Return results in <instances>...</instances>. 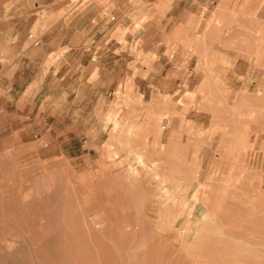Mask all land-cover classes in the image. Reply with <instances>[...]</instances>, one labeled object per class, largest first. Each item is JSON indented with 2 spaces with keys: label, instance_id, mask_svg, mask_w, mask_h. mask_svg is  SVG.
I'll return each instance as SVG.
<instances>
[{
  "label": "rangeland",
  "instance_id": "374dc122",
  "mask_svg": "<svg viewBox=\"0 0 264 264\" xmlns=\"http://www.w3.org/2000/svg\"><path fill=\"white\" fill-rule=\"evenodd\" d=\"M263 203L264 0H0V264H264Z\"/></svg>",
  "mask_w": 264,
  "mask_h": 264
},
{
  "label": "bare ground",
  "instance_id": "6f19581e",
  "mask_svg": "<svg viewBox=\"0 0 264 264\" xmlns=\"http://www.w3.org/2000/svg\"><path fill=\"white\" fill-rule=\"evenodd\" d=\"M153 143V142H152ZM177 157V156H176ZM185 157V156H184ZM136 164V163H135ZM135 164H134V167H135ZM139 164V163H138ZM150 166V164L149 163H147V167H149ZM118 172V171H117ZM115 173V172H114ZM135 173H137V172H135ZM113 174V173H112ZM111 176V175H110ZM52 179V178H51ZM97 182V181H96ZM115 182V181H114ZM33 184V183H32ZM181 184V183H180ZM211 185V184H210ZM210 185H208L207 187H210ZM194 187H195V185H194ZM193 187V188H194ZM75 188V187H74ZM75 189H77V188H75ZM193 190V189H192ZM205 190V189H204ZM71 191V190H70ZM78 191V190H77ZM207 191V190H206ZM122 192V191H121ZM204 192V191H203ZM261 192V191H260ZM80 193V192H79ZM177 193V192H176ZM116 194H118L117 192H116ZM115 194V195H116ZM209 194V193H208ZM44 196V195H43ZM151 196V195H150ZM42 198V197H41ZM35 199V198H34ZM38 199V198H37ZM43 199V198H42ZM162 199V198H161ZM170 199H172V198H170ZM207 199V198H206ZM206 199H202V200H206ZM214 199V198H213ZM244 200V199H243ZM261 200H263V199H261ZM83 201V200H82ZM148 201H150V200H148ZM159 201H160V199H159ZM171 201V200H170ZM173 201V200H172ZM211 201V200H210ZM229 201V200H228ZM245 201V200H244ZM140 202V201H139ZM153 202V201H152ZM155 202V201H154ZM176 202V201H175ZM47 203V202H46ZM79 203H80V201H79ZM172 203V202H171ZM187 203H189V202H187ZM140 204V203H139ZM149 204H150V202H149ZM176 204V203H175ZM231 204V203H230ZM253 204V203H252ZM264 204V203H263ZM125 205V204H124ZM145 205V204H144ZM173 205V204H172ZM200 205H201V203H200ZM199 205V206H200ZM146 206V205H145ZM198 206V205H197ZM35 208V204L34 203H31V204H26V205H24L23 207H22V209H23V211L25 212H31V210H32V208ZM174 207V206H173ZM186 207V206H185ZM204 209H206V208H210L211 207V204L209 203V202H206V203H203V206H202ZM202 207H200V208H202ZM226 207V206H225ZM8 208V207H7ZM33 208V209H34ZM38 208V207H37ZM240 208V207H239ZM258 208V207H257ZM256 208V209H257ZM235 209H237L236 207H235ZM13 210H14V208H13ZM176 210V209H175ZM222 210V209H221ZM227 210H228V208H227ZM15 211V210H14ZM154 211V210H153ZM223 211V210H222ZM237 211V210H236ZM235 211V212H236ZM136 212V211H135ZM134 212V213H135ZM233 212V211H232ZM32 213H34V212H32ZM147 213V212H146ZM193 213V212H192ZM220 213V212H219ZM18 214V213H17ZM151 214V213H150ZM225 214V213H224ZM227 214H229V213H227ZM245 214V213H244ZM168 216H169V213L167 214ZM195 215V214H194ZM241 215V214H240ZM17 216V215H16ZM23 216V215H22ZM142 216H144V215H142ZM164 216V215H163ZM186 216V215H185ZM188 216V215H187ZM226 216V215H225ZM237 216V215H236ZM239 216V215H238ZM252 216V215H251ZM18 217V216H17ZM158 217V216H157ZM255 217V216H254ZM152 218V217H151ZM216 218H217V215H216ZM218 218L219 219H221V217H219L218 216ZM150 219V218H149ZM229 219V218H228ZM185 220V219H184ZM219 221V220H218ZM221 221V220H220ZM229 221V220H228ZM245 221V220H244ZM262 221V220H261ZM216 222V221H215ZM225 222V221H224ZM203 223V222H202ZM221 223V222H220ZM255 224H257L258 222L257 221H255L254 222ZM85 224V223H84ZM90 224V223H89ZM247 224V223H246ZM183 225V224H182ZM217 225H218V223H217ZM258 225V224H257ZM257 225L255 226V229H257ZM85 226H87L86 224H85ZM176 226V225H175ZM254 226H252V228H253ZM66 228H67V226H66ZM87 228V227H86ZM188 228H189V233L187 234V236H186V238L187 237H189V235L191 234V230H192V227L191 226H188ZM247 228V227H246ZM198 229V228H197ZM234 229V228H233ZM232 229V230H233ZM254 229V228H253ZM27 230V229H26ZM195 230V229H194ZM248 230H249V226H248ZM262 230L264 231V227L262 228ZM87 231H89V230H87ZM256 231V230H255ZM139 232V231H138ZM155 232V231H154ZM251 232H252V229H251ZM182 233V232H181ZM234 233H236V232H234ZM246 233V232H245ZM69 234V233H68ZM87 234H88V232H87ZM139 234V233H138ZM156 234V233H155ZM252 235H253V233H251ZM162 236V235H161ZM241 236H243V235H241ZM39 237L40 238H45L46 237V235H45V233L43 232V233H41V235H39ZM164 237H167L166 235L164 236ZM191 237V236H190ZM238 237V236H237ZM239 238V237H238ZM260 238V237H259ZM263 238V237H262ZM26 239V238H25ZM77 238L75 237V240H76ZM189 239V238H188ZM209 239V238H208ZM27 240V239H26ZM165 240V239H164ZM167 240H168V238H167ZM193 240V239H192ZM84 241V240H83ZM242 241V240H241ZM167 242V241H166ZM165 242V243H166ZM168 242H169V240H168ZM192 242V241H191ZM210 242H211V240H210ZM244 242H246V241H244ZM30 243V242H29ZM32 243V242H31ZM90 243V242H89ZM188 243H189V240H188ZM191 244V243H190ZM189 244V245H190ZM212 244V243H211ZM252 244H253V242H252ZM255 244V243H254ZM256 246L258 247V246H264V242L263 241H261V242H256ZM28 245V244H27ZM30 245V244H29ZM75 245V244H74ZM85 245V244H84ZM160 245V244H159ZM177 246H178V244H177ZM192 246H194V245H192ZM212 246V245H211ZM214 246L216 247V245H215V243H214ZM220 246V245H219ZM69 247V246H68ZM214 247V248H215ZM70 248V247H69ZM88 248V247H87ZM260 248V247H259ZM259 248H258V252L260 251L259 250ZM23 249H24V247H23ZM132 249V248H131ZM141 249V248H140ZM150 249V248H149ZM170 249H171V247H170ZM169 249V250H170ZM79 250V249H78ZM158 250V249H157ZM163 250V249H162ZM161 250V251H162ZM166 250V249H165ZM179 250V249H178ZM235 250H237L236 252H237V254L239 255L240 253L241 254H245L246 255V252H249L250 250L248 249V248H240V247H236L235 248ZM75 251V250H74ZM77 251V250H76ZM137 251V250H136ZM144 251V250H143ZM215 251H217L216 249H215ZM34 252V251H33ZM165 252V251H164ZM178 252V251H177ZM208 252H210V251H205V250H201V252L199 253L200 254V256H206V257H208L209 255L207 254ZM26 253V252H25ZM76 253V252H75ZM164 255V254H163ZM193 255H195V256H197V257H199V255L198 254H193ZM93 256V255H92ZM166 256V255H165ZM223 256V255H222ZM111 257V256H110ZM154 257V256H153ZM168 257H169V255H168ZM173 257V256H172ZM226 257L229 259V255H226ZM250 256H248V258H249ZM251 258V257H250ZM3 259V258H2ZM111 260V259H110ZM220 260V259H219ZM244 260V259H243ZM23 261V260H22ZM99 261V260H98ZM191 261V260H190ZM245 261V260H244ZM243 261V262H244ZM250 261L252 262V261H254L255 262V260H253V259H250ZM35 262V261H34ZM94 262V261H93ZM104 262V261H103ZM178 261H176V263H177ZM192 262H193V260H192ZM191 262V263H192ZM242 262V263H243ZM52 263V262H51ZM102 263V262H101ZM166 263V262H165ZM179 263V262H178ZM181 263H182V261H181ZM233 263V262H232ZM262 263V262H261ZM94 264H96V263H94ZM180 264V263H179ZM185 264H186V261H185ZM223 264H228L227 263V261H225V263H223ZM237 264V263H236Z\"/></svg>",
  "mask_w": 264,
  "mask_h": 264
}]
</instances>
